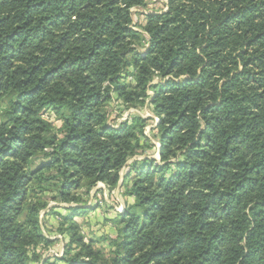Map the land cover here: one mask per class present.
<instances>
[{
	"label": "trees",
	"instance_id": "trees-1",
	"mask_svg": "<svg viewBox=\"0 0 264 264\" xmlns=\"http://www.w3.org/2000/svg\"><path fill=\"white\" fill-rule=\"evenodd\" d=\"M144 4L0 0V264H264V0H167L142 35ZM113 96L149 99L157 146L142 116L109 121ZM144 145L159 159L133 158ZM123 168L133 200L106 253L76 218ZM41 210L59 217L60 257L43 255Z\"/></svg>",
	"mask_w": 264,
	"mask_h": 264
},
{
	"label": "rangeland",
	"instance_id": "rangeland-1",
	"mask_svg": "<svg viewBox=\"0 0 264 264\" xmlns=\"http://www.w3.org/2000/svg\"><path fill=\"white\" fill-rule=\"evenodd\" d=\"M167 9V0H145L143 6H136L132 8V26L138 32L143 35L142 26L145 23L146 14L148 13H161ZM146 46L145 40L138 46L139 51H142ZM130 70V69H129ZM131 71V70H130ZM122 80L130 81L134 83V79L131 75L123 78ZM157 80V79H155ZM154 80V81H155ZM151 91H148L150 94ZM149 99L141 106L133 107L126 106L119 98L113 96L112 100L109 101L106 106V112L108 113L109 121L113 124H118L120 121H125L134 115L142 116L145 118L144 134L151 140L155 146L158 145L155 138L151 136L150 129L158 121V117L153 113L152 107L149 104ZM45 116L51 121V123L58 127L60 121L55 117L52 111H47ZM144 156L150 158L159 159L155 147L141 149L139 155L133 158L140 159ZM132 161V160H130ZM42 162V159L35 160L34 164ZM126 168L121 171V180L119 185L112 191L106 190L105 186L99 182L91 191L89 195L82 194L81 200L86 204V206H94L90 211H87L83 216H78L76 220L78 221L80 231L83 234L85 240L91 239L93 241V246L100 250H106L108 252L109 240L116 236L117 234V221L115 220L118 211L123 209L126 203L132 202V198L127 194L123 193V188H120L122 183V176ZM48 187L49 185H45ZM82 192V191H81ZM52 191L44 190L38 191V195L42 199H49L52 195ZM48 206H56L60 208L61 212H64V207L67 204L62 202H57L55 200H48ZM69 205V204H68ZM40 223L44 234L49 238L53 239V243L48 246L47 249L43 251V255L52 254L54 256L60 257L63 252V236L57 233L56 227L59 222V217L51 214H45L44 210L40 212ZM55 238V239H54ZM43 247H40L42 249ZM53 260V259H51ZM31 264H42L31 262ZM58 264H62L59 262Z\"/></svg>",
	"mask_w": 264,
	"mask_h": 264
}]
</instances>
